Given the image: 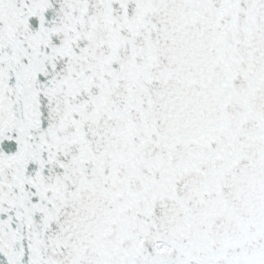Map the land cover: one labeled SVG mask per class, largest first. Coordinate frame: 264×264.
I'll list each match as a JSON object with an SVG mask.
<instances>
[{
	"label": "snow or ice",
	"instance_id": "1",
	"mask_svg": "<svg viewBox=\"0 0 264 264\" xmlns=\"http://www.w3.org/2000/svg\"><path fill=\"white\" fill-rule=\"evenodd\" d=\"M0 264H264V0H0Z\"/></svg>",
	"mask_w": 264,
	"mask_h": 264
}]
</instances>
